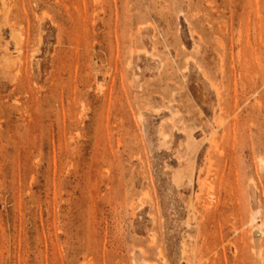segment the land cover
I'll use <instances>...</instances> for the list:
<instances>
[{"label": "rangeland", "instance_id": "374dc122", "mask_svg": "<svg viewBox=\"0 0 264 264\" xmlns=\"http://www.w3.org/2000/svg\"><path fill=\"white\" fill-rule=\"evenodd\" d=\"M147 263L264 264V0H0V264Z\"/></svg>", "mask_w": 264, "mask_h": 264}, {"label": "bare ground", "instance_id": "6f19581e", "mask_svg": "<svg viewBox=\"0 0 264 264\" xmlns=\"http://www.w3.org/2000/svg\"><path fill=\"white\" fill-rule=\"evenodd\" d=\"M20 51H21V50H20ZM165 137H166V136H165ZM165 137H164V138H165ZM162 138H163V137H162ZM253 215H254V214H253ZM253 217H254V216H253ZM260 234H261V233H260ZM147 264H148V263H147Z\"/></svg>", "mask_w": 264, "mask_h": 264}]
</instances>
